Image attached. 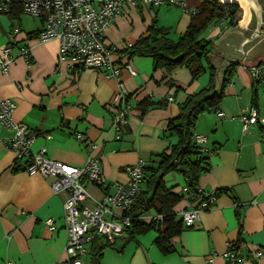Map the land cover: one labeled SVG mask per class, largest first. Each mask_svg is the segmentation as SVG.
Masks as SVG:
<instances>
[{
  "label": "crops",
  "instance_id": "obj_1",
  "mask_svg": "<svg viewBox=\"0 0 264 264\" xmlns=\"http://www.w3.org/2000/svg\"><path fill=\"white\" fill-rule=\"evenodd\" d=\"M184 1L190 10L200 5V0ZM256 3L261 10L262 37L244 43V55L238 51L240 44L253 35L257 20L250 9L246 27L238 23L243 20L244 10L236 3L240 12L233 23L226 21L222 26V19H217L201 33L200 39L208 44V56L201 61L203 73L197 79L192 80L191 70L185 66L155 70L152 58L131 57L129 62L137 74L132 77L122 72L120 80L131 96L133 109L119 141L114 138L109 108L115 82L96 70H82L75 75L58 67L57 41L40 44L27 39L28 34L41 28L39 22L37 29L25 32L21 16H0V48L13 43V27L22 32L16 41L30 48V63L17 57L7 75L0 73V98L15 102V122L39 132L33 149L45 147L49 159L82 167L88 144L98 146L96 155L105 183H85L91 199L83 205L88 208L93 207L92 200L112 194L115 184H126V169L139 160L147 163L140 194L150 191V179L158 175L155 170L159 159L169 155L178 141L168 130L170 121L178 117L189 96L210 85L212 74L216 89L228 80L222 102L200 114L190 131L191 135L195 132L206 136L212 152L206 156L208 168L200 173L196 185L206 194L215 192L211 208L169 240L170 253L157 247L155 230L131 240L128 231L112 248L104 247L109 242L102 237L94 239L97 244H86L84 264H226L223 255L238 243L239 255L247 258L242 264H264V256L260 260L251 257L254 250L264 253V128L257 125L244 131L239 121V115L250 109L264 118V87L256 86L249 73V67L264 61V0ZM191 17L169 6L154 9L140 5L137 10L126 6L106 32V41L118 47L126 42L134 45L146 37L154 22L156 28L167 29V37L176 42ZM13 53L17 56V49ZM254 94L256 106H252ZM143 99L149 101L148 108H140ZM46 134L51 136L49 140L44 138ZM10 135L5 129L0 132V264H68L64 195L53 194L51 178L28 176L15 165L14 153L4 143ZM76 135L82 141L76 140ZM188 182L178 172L162 177L163 187L179 196L172 208L179 220L182 212L193 206L181 192ZM48 219H54L53 228L46 225ZM122 247L118 253L116 249Z\"/></svg>",
  "mask_w": 264,
  "mask_h": 264
},
{
  "label": "built area",
  "instance_id": "obj_2",
  "mask_svg": "<svg viewBox=\"0 0 264 264\" xmlns=\"http://www.w3.org/2000/svg\"><path fill=\"white\" fill-rule=\"evenodd\" d=\"M220 3V2H219ZM140 5L158 9L162 6L177 7L184 13L195 16L199 9L190 10L184 0H0V16L25 15L41 24L38 34L30 38L37 43L52 40L58 42L56 65L63 66L72 74L82 70L92 69L99 72L106 80L115 82L114 93L109 103L112 112L111 128L115 140H121L123 131L128 123L133 109L130 95L120 80L122 72L136 76V71L130 64V53L133 44L124 43L122 47L106 41V32L113 26L124 7L137 10ZM228 21L225 12L221 25ZM14 39L12 44L0 48V73L7 75L10 65L17 57H23L30 63V48L16 41L21 29L13 27L10 30ZM28 39V37H27ZM29 40V39H28ZM17 49V56L14 50ZM249 73L256 86L264 87V61L249 67ZM16 104L10 99L0 98V132L5 129L10 136L4 140L6 148L14 153L15 165H18L28 176L38 175L51 178L53 194H63V219L67 234L66 255L68 264H84L87 254L86 244L98 237L105 238L114 244L123 237L133 223L150 224L161 221L162 216L155 213L134 217L131 208L141 193L147 163L139 160L126 171L128 182L115 184L114 192L101 199L93 201V207L83 205L91 196L85 183L102 186L105 183L99 158L96 155L98 146L88 144L86 162L82 167H74L49 159L46 148L34 150V144L39 132L31 131L21 123L14 121ZM222 117V113H218ZM239 121L244 131L248 127L260 125L264 128V118L255 109L239 115ZM192 142L201 154L210 156L207 147L208 138L192 133ZM46 140L51 136L44 135ZM76 140L82 141L80 135ZM264 146V138L261 141ZM181 192L188 198L191 209L182 212L185 227H191L199 219L202 212L211 208L215 200V192L206 194L200 188L184 186ZM198 202L196 205L195 203ZM255 202H252L254 205ZM46 225L53 228L54 219H48ZM252 258L260 260L264 253L261 250L252 251ZM223 257L226 264H242L247 258L238 255L232 248ZM7 264H13L8 262Z\"/></svg>",
  "mask_w": 264,
  "mask_h": 264
},
{
  "label": "trees",
  "instance_id": "obj_3",
  "mask_svg": "<svg viewBox=\"0 0 264 264\" xmlns=\"http://www.w3.org/2000/svg\"><path fill=\"white\" fill-rule=\"evenodd\" d=\"M198 9L199 13L191 17L189 26L176 42L167 37V29L156 28L153 22L148 28L146 37L134 44L130 56L152 58L155 70L163 68L169 71L172 68L185 66L190 68L192 80L197 79L203 73L201 61L206 60L208 56V44L200 39L201 33L212 21L222 19L225 12L228 13L229 23H233L239 11L236 4L219 3L218 0H200ZM9 16L17 18L16 15ZM37 34L38 31H34L27 37L30 39ZM214 77L212 74L210 85L207 88L189 96L180 107L178 117L170 121L168 130L177 137V144L171 148L169 155L161 156L158 168L155 170L158 175L152 176L150 179L151 190L145 194H140L130 211L134 217L155 213L161 215L162 220L150 224L133 223L128 230V240L134 239L135 235L155 230L158 234L156 245L163 253L167 254L172 251L169 240L179 235L185 228H189L183 225L182 220L176 218L172 208L179 201V196L163 187L162 177L171 172H178L188 179V186L194 188L200 173L207 170L208 161L206 158L208 156L198 151L191 140L190 131L200 114L206 109L218 107L224 99V89L228 80L224 79L219 89H216ZM139 106L140 108H148L150 103L147 99H143ZM252 106H256L255 94L252 98ZM93 243L97 244L98 242L94 240ZM111 245L108 243L104 247L112 248ZM238 245L239 243L233 250L239 255ZM122 250L123 247L116 249L118 253H121ZM99 251L102 250L99 249ZM100 257L99 253L96 257V263Z\"/></svg>",
  "mask_w": 264,
  "mask_h": 264
},
{
  "label": "water",
  "instance_id": "obj_4",
  "mask_svg": "<svg viewBox=\"0 0 264 264\" xmlns=\"http://www.w3.org/2000/svg\"><path fill=\"white\" fill-rule=\"evenodd\" d=\"M220 3H237L243 10H244V14H243V20L238 22L240 24H242L243 26L246 27V25L249 23L250 21V9H253L255 15H256V29L253 33V35L250 37V39H245L239 46L238 51H241L242 54L244 55L243 51H242V45L246 42H249L251 40H253L254 38H256L257 36L262 37V34L259 32V26H260V22H261V18H260V7L257 5L256 0H218ZM250 55V53L248 54Z\"/></svg>",
  "mask_w": 264,
  "mask_h": 264
},
{
  "label": "rangeland",
  "instance_id": "obj_5",
  "mask_svg": "<svg viewBox=\"0 0 264 264\" xmlns=\"http://www.w3.org/2000/svg\"><path fill=\"white\" fill-rule=\"evenodd\" d=\"M239 8V7H238ZM172 10H177V11H181L182 9L177 8V7H172ZM240 12V11H239ZM238 13V12H237ZM21 22H22V29L26 32V31H31V30H35L38 28L39 23L38 21H36L35 19H32L30 17H27L25 15L21 16ZM17 25L18 22L16 21Z\"/></svg>",
  "mask_w": 264,
  "mask_h": 264
},
{
  "label": "bare ground",
  "instance_id": "obj_6",
  "mask_svg": "<svg viewBox=\"0 0 264 264\" xmlns=\"http://www.w3.org/2000/svg\"><path fill=\"white\" fill-rule=\"evenodd\" d=\"M236 4V3H235Z\"/></svg>",
  "mask_w": 264,
  "mask_h": 264
}]
</instances>
